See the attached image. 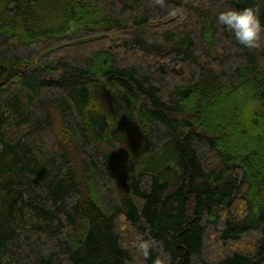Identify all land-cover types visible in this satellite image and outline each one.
Returning a JSON list of instances; mask_svg holds the SVG:
<instances>
[{"label":"trees","instance_id":"16d2710c","mask_svg":"<svg viewBox=\"0 0 264 264\" xmlns=\"http://www.w3.org/2000/svg\"><path fill=\"white\" fill-rule=\"evenodd\" d=\"M249 7L0 0V264H264Z\"/></svg>","mask_w":264,"mask_h":264},{"label":"clouds","instance_id":"9594fccd","mask_svg":"<svg viewBox=\"0 0 264 264\" xmlns=\"http://www.w3.org/2000/svg\"><path fill=\"white\" fill-rule=\"evenodd\" d=\"M217 20L219 24L231 30L236 40L246 48H258L264 39V24L259 18L258 10L251 7L223 11L219 13ZM143 247L147 255V247Z\"/></svg>","mask_w":264,"mask_h":264},{"label":"rangeland","instance_id":"374dc122","mask_svg":"<svg viewBox=\"0 0 264 264\" xmlns=\"http://www.w3.org/2000/svg\"><path fill=\"white\" fill-rule=\"evenodd\" d=\"M134 136H133V134H131L130 136H129V139H132ZM27 221H28V224H32V223H34L35 222V220H32L31 218H30V215L27 213Z\"/></svg>","mask_w":264,"mask_h":264}]
</instances>
